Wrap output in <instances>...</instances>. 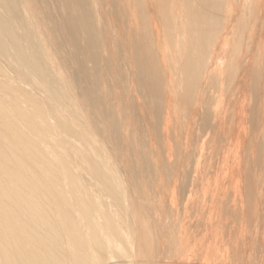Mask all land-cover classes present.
Segmentation results:
<instances>
[{"label": "bare ground", "instance_id": "obj_1", "mask_svg": "<svg viewBox=\"0 0 264 264\" xmlns=\"http://www.w3.org/2000/svg\"><path fill=\"white\" fill-rule=\"evenodd\" d=\"M0 264H264V0H0Z\"/></svg>", "mask_w": 264, "mask_h": 264}]
</instances>
